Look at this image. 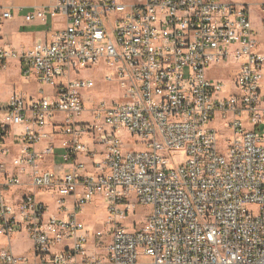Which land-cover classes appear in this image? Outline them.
Instances as JSON below:
<instances>
[{
    "label": "built area",
    "instance_id": "built-area-1",
    "mask_svg": "<svg viewBox=\"0 0 264 264\" xmlns=\"http://www.w3.org/2000/svg\"><path fill=\"white\" fill-rule=\"evenodd\" d=\"M22 9L0 6V29ZM23 19L58 24L0 46L36 85L0 113V264H264V51L248 5L52 0ZM99 66L120 98L86 107L81 71ZM95 203L106 230L79 219Z\"/></svg>",
    "mask_w": 264,
    "mask_h": 264
},
{
    "label": "rangeland",
    "instance_id": "rangeland-1",
    "mask_svg": "<svg viewBox=\"0 0 264 264\" xmlns=\"http://www.w3.org/2000/svg\"><path fill=\"white\" fill-rule=\"evenodd\" d=\"M2 0H0L1 2ZM127 1H140V0H127ZM230 2L244 3L247 4L250 9V16L252 20L253 27L257 30L260 39V48L264 51V0H225ZM25 9L14 12V17L11 20H7L2 26V32L0 34V46L5 43H10L13 47L14 31L27 32L25 24L17 25V19L23 17ZM23 23H26L22 19ZM47 24L51 25L50 20H47ZM40 28V27H38ZM226 66V65H224ZM82 76H90L95 80V86L92 89L83 91V97L85 101V106L89 107L92 101L104 100L109 102L111 100L119 99L120 93L118 92L114 83L104 82L102 79L103 69L101 66L93 69H85L81 71ZM221 75V74H220ZM221 76H224L222 74ZM224 78L230 79L228 75H225ZM226 81V80H225ZM23 89L27 93H32L36 89V85L33 83H25L23 78L19 73V67L16 61L12 60L7 63L0 65V113L2 108L5 105V102L14 90ZM177 160H180L178 157ZM148 207H137V223L143 217V214L147 212ZM103 215V216H102ZM107 209L103 203L87 204L82 208V211L79 214L80 221L91 227L92 229L106 230L108 224L106 223ZM128 225V224H127ZM109 242V237L103 235L100 239V243L96 244V247H93L91 243L86 245L87 254L101 255L104 252L106 244ZM29 243L26 240H23L19 234L15 235L12 240V246L15 253H23L28 248ZM147 258H141L139 262L146 263Z\"/></svg>",
    "mask_w": 264,
    "mask_h": 264
},
{
    "label": "crops",
    "instance_id": "crops-1",
    "mask_svg": "<svg viewBox=\"0 0 264 264\" xmlns=\"http://www.w3.org/2000/svg\"><path fill=\"white\" fill-rule=\"evenodd\" d=\"M51 2H52V0H2L0 2V6H12V7H16V8L20 7V8L25 9V8L31 7V6L47 5V4H50ZM16 19H17L18 27L22 24L23 25L25 24L24 26L28 31L27 32H19L18 30L14 31V34H13V39H14L13 41L15 44L14 48L28 47V46L32 45L37 38H40V37L42 38L45 35V32L47 31V29L50 30L53 28L54 24L55 25L58 24V21H55V20L54 21L50 20L51 25H48L47 23H46V25H43L39 21H34V22H30V23H27V22L23 23V21H22L23 17H21V18L19 17ZM2 26L0 29V34L2 32ZM38 27H40V28H38ZM8 44L11 45L10 43H8Z\"/></svg>",
    "mask_w": 264,
    "mask_h": 264
},
{
    "label": "bare ground",
    "instance_id": "bare-ground-1",
    "mask_svg": "<svg viewBox=\"0 0 264 264\" xmlns=\"http://www.w3.org/2000/svg\"><path fill=\"white\" fill-rule=\"evenodd\" d=\"M103 216V215H102Z\"/></svg>",
    "mask_w": 264,
    "mask_h": 264
}]
</instances>
